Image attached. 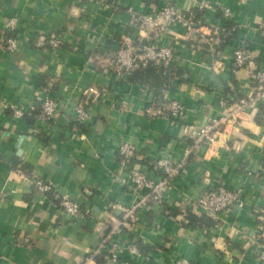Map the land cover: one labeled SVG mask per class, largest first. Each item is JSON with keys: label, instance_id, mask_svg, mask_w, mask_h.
Wrapping results in <instances>:
<instances>
[{"label": "crops", "instance_id": "obj_1", "mask_svg": "<svg viewBox=\"0 0 264 264\" xmlns=\"http://www.w3.org/2000/svg\"><path fill=\"white\" fill-rule=\"evenodd\" d=\"M195 14L187 30L171 23L162 42L172 44L176 59L170 72L159 70L124 81L111 61L116 50L138 33L130 25V8L152 13L165 3ZM202 2L211 7L200 10ZM224 8L232 17L224 16ZM20 18L22 52L5 49V25ZM66 40L59 50L46 43ZM156 40L154 34L148 36ZM245 41L250 61L232 65ZM264 68V0H0V264H80L95 252L134 196L121 179L122 141L139 150L136 164L155 175L152 163L165 152L181 159L192 142L188 123L202 127L254 94V71ZM48 86V87H47ZM59 101L51 123L31 124L6 107L41 105L45 89ZM180 102L187 116L176 122L169 112ZM90 111L85 124L74 108ZM6 105V106H5ZM225 129V130H224ZM44 180L77 199L85 211L66 216L47 195L36 192ZM225 185L242 188L245 206L221 216L210 228L190 225L188 214L199 194ZM116 205V208L112 206ZM264 226V103L224 127L215 142L191 156L164 204L151 203L122 227L118 240L135 241L151 257L138 263L123 253L117 263L96 258L91 264H262L254 239ZM140 247V246H139Z\"/></svg>", "mask_w": 264, "mask_h": 264}, {"label": "built area", "instance_id": "obj_2", "mask_svg": "<svg viewBox=\"0 0 264 264\" xmlns=\"http://www.w3.org/2000/svg\"><path fill=\"white\" fill-rule=\"evenodd\" d=\"M48 1L57 5L61 0ZM210 7L209 2H202L198 6L200 10H206ZM223 11L226 18L232 17L233 13L230 8H224ZM129 12L131 14L130 25L138 33V37L135 41L125 42L116 50L111 61L112 70L117 72L124 81H128L134 72L146 68L150 64L169 69L176 59L175 48L172 44L163 43L162 38L169 31L170 24L173 22L182 25L187 30H192L194 28L193 13L183 11L169 2L152 13L136 11L133 8H130ZM19 28L20 18L18 17L11 18L5 25V31L9 35L5 40V49L10 53L22 52L26 45L20 37ZM149 34H154L157 39H150ZM46 43L52 50L56 51L66 45L67 42L62 36L53 35ZM250 58V48L245 41H242L240 47L234 52L232 65L235 69L243 68L248 64ZM253 79L256 82L254 94L247 99L236 102L221 116L213 118L202 127L184 124L183 133L185 138L192 142L191 147L185 151L179 160L174 157L172 152L160 154L152 163L155 175H151L136 164L135 160L139 157V150L135 144L127 140L121 142L119 148L120 167L126 169L121 182L135 200L131 206L121 208L122 218L115 223L109 234L101 241L98 249L80 264H91L93 260L99 257L117 263L123 253L128 254L138 263L151 261V257L142 251L137 242L118 240L117 236L121 228L133 223L137 212L147 208L151 203L164 204L167 193L174 182L182 176L193 153L204 144H213L218 133L224 127L236 126L242 121L244 115L250 114V110H256L258 103H264V68L255 70ZM44 92L45 97L41 105V112L36 117V122L41 125L53 122L60 112L59 101L51 95V90L47 88ZM6 107L11 108L16 118L19 119L25 118L36 110V106L33 104L28 107L15 104ZM169 112L176 122H185L187 112L180 102L172 101ZM74 114L79 124H85L91 119L90 111L81 104L74 108ZM34 186L36 192L49 196L57 203L60 210L71 219L77 218L84 212L89 213L83 209L77 199L49 182L41 179L35 180ZM7 196L8 193L1 190L0 203L5 202ZM193 205L201 210L205 216L218 222L223 214L244 208L243 189L240 187L232 189L221 185L199 194L193 199ZM112 207L116 208L117 206L113 205ZM253 243L259 248L258 261L264 264V226L261 227ZM171 264H190V261L186 258H175Z\"/></svg>", "mask_w": 264, "mask_h": 264}, {"label": "trees", "instance_id": "obj_3", "mask_svg": "<svg viewBox=\"0 0 264 264\" xmlns=\"http://www.w3.org/2000/svg\"><path fill=\"white\" fill-rule=\"evenodd\" d=\"M198 11H201L203 12L204 10H198ZM197 12H195V14L193 13V26H195V24L197 23ZM9 36V35H7ZM6 36V37H7ZM50 48V47H49ZM155 70H159L162 74H166L168 72H170V70L168 69H165V68H162V67H159L155 64H150L148 67L146 68H142L140 70H137L136 72H134L132 74L131 77H136L138 76L139 74H143V75H147L149 73V71H152V72H155ZM48 87V86H47ZM42 105V104H41ZM41 105H37L36 106V110L33 111L31 114H28L25 118L30 120L29 123L33 124L36 122V117L40 114L41 112ZM136 161V160H135ZM55 202V201H54ZM56 203V202H55ZM57 204V203H56ZM188 220H189V224L190 225H198V226H204L206 228H210L212 227L213 225H215L217 222L212 220L211 218L207 217V216H202V217H197L195 214L193 213H189L188 214ZM140 248L142 249V251L144 250L141 245H139ZM145 253V252H144Z\"/></svg>", "mask_w": 264, "mask_h": 264}]
</instances>
